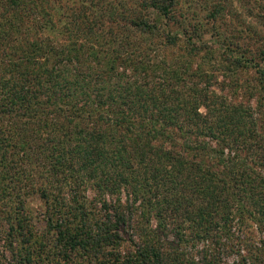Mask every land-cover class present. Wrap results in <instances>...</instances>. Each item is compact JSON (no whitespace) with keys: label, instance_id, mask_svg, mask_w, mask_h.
Wrapping results in <instances>:
<instances>
[{"label":"trees","instance_id":"trees-1","mask_svg":"<svg viewBox=\"0 0 264 264\" xmlns=\"http://www.w3.org/2000/svg\"><path fill=\"white\" fill-rule=\"evenodd\" d=\"M7 1L0 264H264V68L247 88L254 106L218 95L187 78L208 44L179 24L189 57L165 75L157 54L178 40L167 29L175 0H142L156 19L96 16L67 42L15 36L19 10L37 8Z\"/></svg>","mask_w":264,"mask_h":264},{"label":"rangeland","instance_id":"rangeland-1","mask_svg":"<svg viewBox=\"0 0 264 264\" xmlns=\"http://www.w3.org/2000/svg\"><path fill=\"white\" fill-rule=\"evenodd\" d=\"M33 1L37 10L30 11L32 14L29 18L22 9L17 13L26 16L24 17L25 26L15 34L19 38L29 33L30 37L35 39L39 34L60 42H67L70 37L83 41L82 28L84 25L91 21H99V18L117 20L122 16L133 17L136 14L145 13L151 19H156L152 9L141 10L142 0ZM4 2L8 3L7 0ZM19 3L33 9L31 2L20 0ZM80 3L85 6L84 10L78 8ZM5 7L2 11L0 8V14L9 17L11 12L3 13ZM118 8L125 10L123 14H119ZM111 9L116 12H110ZM172 13V20L169 21L167 29L176 34L178 40L176 45L166 47L164 58L161 53L157 54L158 61H160L159 67L166 69L165 75L170 70L168 67H177V61H186L189 57L184 45L185 34L179 24L185 25L187 34L195 43L200 39L208 44L207 48L201 52L191 54L192 57L189 60V73L196 72L200 76L194 74L187 78L193 79L195 83L200 79L199 84L209 83L211 90L232 102H244L254 106L257 98L247 96V88L253 86L254 81L259 78L253 66L258 64L259 67L264 68V60L260 58L261 52H264V0H175ZM96 16H99L97 20L94 18ZM158 23L164 24L165 21L163 23V20L159 18ZM38 24L42 25V29L36 27ZM44 26L47 28L44 29ZM27 27H29L28 30H26ZM99 36L100 34L91 36V39ZM237 56L249 58V67L238 69L233 62L234 59L226 60V57L236 58ZM118 71L121 72V69ZM156 80L159 79L156 78ZM200 109L204 111L203 108ZM96 195L99 194L94 189L87 191L89 199ZM105 198L113 201L115 199L113 196ZM120 198L124 200L123 193ZM30 206L39 211L40 201L33 198L30 200ZM151 224L154 226L155 221L152 220ZM34 228L36 232L42 230V227ZM255 234L256 230L250 224L248 235L256 237ZM229 261L231 263V260Z\"/></svg>","mask_w":264,"mask_h":264}]
</instances>
